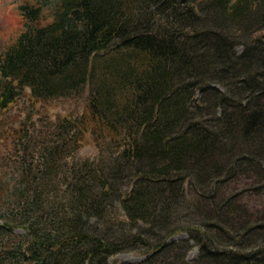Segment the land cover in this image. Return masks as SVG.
Listing matches in <instances>:
<instances>
[{
  "label": "trees",
  "instance_id": "obj_1",
  "mask_svg": "<svg viewBox=\"0 0 264 264\" xmlns=\"http://www.w3.org/2000/svg\"><path fill=\"white\" fill-rule=\"evenodd\" d=\"M45 2L0 54V264H264V0Z\"/></svg>",
  "mask_w": 264,
  "mask_h": 264
},
{
  "label": "rangeland",
  "instance_id": "obj_2",
  "mask_svg": "<svg viewBox=\"0 0 264 264\" xmlns=\"http://www.w3.org/2000/svg\"><path fill=\"white\" fill-rule=\"evenodd\" d=\"M44 3L47 7L43 8L42 20L48 22L51 20L52 6L56 3V0H45ZM36 0H0V54L5 50V48L11 44L19 33L23 32L26 25V20L21 14L20 6L25 3H35ZM86 93L80 98H67L58 99L48 102L42 106L37 104L34 107L26 102L25 98H21L15 105H13L4 114V119L2 121L12 122L17 120L26 119L29 116L36 129L41 130L44 128L41 125V121L45 118L51 120L69 116L72 118H77L82 115L85 105ZM6 117V118H5ZM44 122V121H43ZM5 123V122H4ZM3 124V123H2ZM15 126V125H14ZM2 136L0 135V139ZM11 145L7 142L0 141V175L6 177H12V167L6 164V153H8ZM97 150L90 137H85L82 142L81 148L72 156V161H83L85 159L92 160L96 155ZM14 237L24 235V230L22 228H16L13 232ZM196 257V250H192L188 256L187 260L192 261ZM140 255L137 253L127 252L116 255L111 259V264H120L123 262H136L139 261Z\"/></svg>",
  "mask_w": 264,
  "mask_h": 264
}]
</instances>
